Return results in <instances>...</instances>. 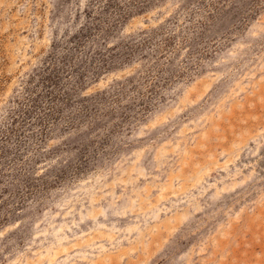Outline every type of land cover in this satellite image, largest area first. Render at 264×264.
I'll list each match as a JSON object with an SVG mask.
<instances>
[{"label": "rangeland", "instance_id": "rangeland-1", "mask_svg": "<svg viewBox=\"0 0 264 264\" xmlns=\"http://www.w3.org/2000/svg\"><path fill=\"white\" fill-rule=\"evenodd\" d=\"M0 264H264V0H0Z\"/></svg>", "mask_w": 264, "mask_h": 264}]
</instances>
